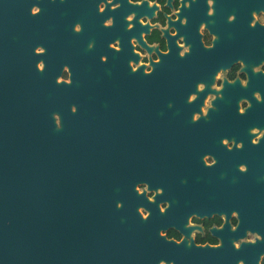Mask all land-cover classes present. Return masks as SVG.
<instances>
[{
	"label": "flooded vegetation",
	"instance_id": "obj_1",
	"mask_svg": "<svg viewBox=\"0 0 264 264\" xmlns=\"http://www.w3.org/2000/svg\"><path fill=\"white\" fill-rule=\"evenodd\" d=\"M2 1L56 130L106 131L139 264H264V0Z\"/></svg>",
	"mask_w": 264,
	"mask_h": 264
},
{
	"label": "water",
	"instance_id": "obj_2",
	"mask_svg": "<svg viewBox=\"0 0 264 264\" xmlns=\"http://www.w3.org/2000/svg\"><path fill=\"white\" fill-rule=\"evenodd\" d=\"M0 0V264H139L104 129L56 130ZM31 70L34 68L31 67Z\"/></svg>",
	"mask_w": 264,
	"mask_h": 264
}]
</instances>
